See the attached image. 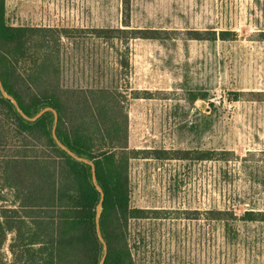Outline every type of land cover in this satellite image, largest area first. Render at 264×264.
Listing matches in <instances>:
<instances>
[{
  "label": "rangeland",
  "instance_id": "374dc122",
  "mask_svg": "<svg viewBox=\"0 0 264 264\" xmlns=\"http://www.w3.org/2000/svg\"><path fill=\"white\" fill-rule=\"evenodd\" d=\"M7 1L10 24L85 30L62 41L65 87L144 94L129 104L130 148L141 152L130 164L131 205L152 212L131 223L137 263L264 264V222L242 219L264 212V0ZM126 23L170 37L114 47L91 37ZM194 31L234 35L190 40ZM190 91L209 96L191 103ZM233 92L239 101H229ZM157 150L218 155L159 160ZM11 239L0 264H12Z\"/></svg>",
  "mask_w": 264,
  "mask_h": 264
},
{
  "label": "trees",
  "instance_id": "16d2710c",
  "mask_svg": "<svg viewBox=\"0 0 264 264\" xmlns=\"http://www.w3.org/2000/svg\"><path fill=\"white\" fill-rule=\"evenodd\" d=\"M126 28L93 29L91 37L105 45L132 39L165 40L170 32ZM76 28L13 26L7 17V0H0V79L29 121L6 98L0 86V203L5 191L9 204L0 206V256L8 237L12 264H138L131 239V223L151 217L150 210L131 205V161L141 152L130 148L129 104L142 98L140 91L120 93L119 88H71L62 83L64 38L83 33ZM233 32H189L190 40H228ZM264 36V34H263ZM68 39V38H67ZM129 68L128 53L118 60ZM147 95V93L145 94ZM208 92L190 91L188 101L206 100ZM242 93H230L239 101ZM148 154V153H147ZM156 159L213 161V150L154 151ZM227 156L230 152H222ZM78 158L94 163L92 167ZM102 212L98 224V207ZM247 222H264V212H246ZM2 261V260H0ZM2 263V262H1Z\"/></svg>",
  "mask_w": 264,
  "mask_h": 264
},
{
  "label": "water",
  "instance_id": "95a60500",
  "mask_svg": "<svg viewBox=\"0 0 264 264\" xmlns=\"http://www.w3.org/2000/svg\"><path fill=\"white\" fill-rule=\"evenodd\" d=\"M0 86H1V89H2V92L3 94L5 95L6 98H9L10 100H12V102L15 104V106L17 107V109L19 110V112L24 116V118H26L27 120L29 121H35L37 119H39L40 117H42L45 113L47 112H53V114L55 115V124H54V137H55V140L57 141L58 145L64 149L65 151H67L70 155H73V153L67 149L57 138L56 134H55V130H56V127H57V123H58V119H59V115L58 113L51 109V108H47V109H44L43 111H41L38 115H36L34 118H30L28 117L26 114H24V112L20 109L18 103L16 102V100L11 97L10 95H8L3 87V84L1 82V79H0ZM78 160L82 161V162H85L87 164H89L91 167H92V171H93V180H94V183L96 184L98 190L101 192L102 196H103V191L101 189V187L98 185V182H97V177H96V168H95V165L93 162L89 161V160H86V159H82V158H78L76 157ZM102 204L99 205L98 207V224H99V217L101 215V212H102ZM98 233H99V237H100V240L102 241L103 245H104V256H103V259L101 261V264H104V261H105V258L107 256V252H108V247H107V244L102 236V233H101V230H100V226H98Z\"/></svg>",
  "mask_w": 264,
  "mask_h": 264
},
{
  "label": "crops",
  "instance_id": "0c3cea01",
  "mask_svg": "<svg viewBox=\"0 0 264 264\" xmlns=\"http://www.w3.org/2000/svg\"><path fill=\"white\" fill-rule=\"evenodd\" d=\"M7 17H8V21H9V11H8V1H7ZM11 25H13V26H16V25H14L13 23L11 24ZM26 26H34V25H26ZM36 27H46V26H42V25H36ZM50 27V26H49Z\"/></svg>",
  "mask_w": 264,
  "mask_h": 264
}]
</instances>
